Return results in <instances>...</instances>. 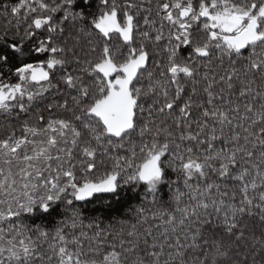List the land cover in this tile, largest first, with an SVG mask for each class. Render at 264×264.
I'll list each match as a JSON object with an SVG mask.
<instances>
[{"label":"snow or ice","instance_id":"obj_1","mask_svg":"<svg viewBox=\"0 0 264 264\" xmlns=\"http://www.w3.org/2000/svg\"><path fill=\"white\" fill-rule=\"evenodd\" d=\"M0 264H264V0H0Z\"/></svg>","mask_w":264,"mask_h":264},{"label":"trees","instance_id":"obj_2","mask_svg":"<svg viewBox=\"0 0 264 264\" xmlns=\"http://www.w3.org/2000/svg\"><path fill=\"white\" fill-rule=\"evenodd\" d=\"M133 203H135V201H133ZM97 207L99 206V205H96ZM89 207H92L91 205L89 206ZM98 214V213H97Z\"/></svg>","mask_w":264,"mask_h":264}]
</instances>
